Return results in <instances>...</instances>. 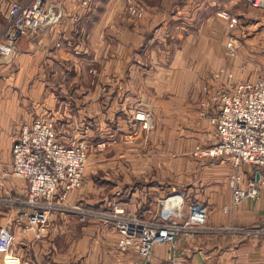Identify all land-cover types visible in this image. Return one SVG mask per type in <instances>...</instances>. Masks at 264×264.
<instances>
[{
	"label": "crops",
	"instance_id": "0c3cea01",
	"mask_svg": "<svg viewBox=\"0 0 264 264\" xmlns=\"http://www.w3.org/2000/svg\"><path fill=\"white\" fill-rule=\"evenodd\" d=\"M10 1L0 0V26ZM53 1L63 12L61 20L20 36L15 55L0 57V146L36 119L52 124L64 145L84 139L95 144L114 136L119 141L105 152L97 150L99 157L108 156V164L87 165L82 185L69 192L70 201L157 218L162 197L177 192L183 198L178 220L186 217L190 203L198 202L207 209L208 225L264 224V188L259 199H243L224 211L232 198L231 174L238 170L257 178V166L236 168L226 156H211L200 165L190 159L185 167L181 154L198 143L214 142L215 127L200 114L201 101L219 64L232 71L224 59L230 35L241 39V47L262 36L256 12L262 9L248 0ZM129 5L142 15L130 14ZM248 72L245 78H256L255 71ZM140 107L152 110L155 127L125 144L133 132L131 114ZM11 148L5 158L0 150L7 172ZM4 190L22 197L27 182L9 175ZM2 211L0 223L10 224L14 243L8 255L0 253V264L143 261L135 251L117 247V231L108 223L55 215L37 237L26 227L23 209L8 208V218ZM170 258L177 264H264V237L179 235L156 245L144 262L161 264Z\"/></svg>",
	"mask_w": 264,
	"mask_h": 264
},
{
	"label": "built area",
	"instance_id": "2783aa9c",
	"mask_svg": "<svg viewBox=\"0 0 264 264\" xmlns=\"http://www.w3.org/2000/svg\"><path fill=\"white\" fill-rule=\"evenodd\" d=\"M258 9H264V0H248ZM87 3V0H84ZM130 14L140 17L142 11L129 5ZM63 12L53 0H11L6 21L0 26V57L10 58L16 53L20 36L36 32L41 27L61 20ZM228 17L227 12H219ZM235 24V19L231 25ZM242 41L233 34L226 42L227 54L234 56ZM256 78L235 79L232 71L221 66L212 72L213 82L207 96L201 101V115L207 116L215 127V140L210 145L196 144L193 154L206 159L211 156H226L238 168L243 163L259 168L258 177L251 178L240 171L231 174L229 184L232 198L224 211L236 207L246 198L257 200L264 188V66L255 62ZM94 72L93 70H90ZM134 118L144 130L154 125L150 111L138 109ZM116 142V138H112ZM64 145L56 136L52 124L36 119L31 125H23L19 137L11 148L10 173L25 179L27 191L19 197L0 193V208L23 209L27 215L26 227L40 237L55 215L74 214L81 221L96 219L112 225L117 231V247L121 251H135L139 259L135 264H145L158 244L173 242L179 235L196 236L200 233L230 234L239 237L264 236V224L227 223L218 226L207 224L208 213L204 205L192 202L183 220L176 216L183 210L180 194L170 193L161 199L158 217H144L113 206L101 209L69 200L70 190L82 185L89 158V142ZM127 139L126 142H131ZM106 140L97 142L99 148ZM4 177L0 175V185ZM14 243L9 223H0V253L8 255ZM29 263L28 259L24 260ZM35 264H50L47 259H38ZM119 264H127L122 261ZM161 264H177L170 258Z\"/></svg>",
	"mask_w": 264,
	"mask_h": 264
},
{
	"label": "rangeland",
	"instance_id": "374dc122",
	"mask_svg": "<svg viewBox=\"0 0 264 264\" xmlns=\"http://www.w3.org/2000/svg\"><path fill=\"white\" fill-rule=\"evenodd\" d=\"M256 12L260 16L261 30H262L261 31L262 32V36L260 37L258 42L247 41L246 40L247 42H245L244 45L241 48L238 49V52L234 56H229L227 54V48L225 47V51H224L225 58L224 59H225L226 62L227 61L229 62L228 66H230L232 68L234 76H236L237 78L238 77L239 78H242V77L245 78L247 76H250L251 72L249 73L248 71L250 69L253 72L255 71L254 68H253L254 63L255 62H260V60L264 61V10L263 9L262 10H257ZM225 52H226V54H225ZM260 63H264V62H260ZM222 65H223V63H222ZM220 66H221V64H219L217 67H220ZM138 109L147 110V111H150L153 114L152 110H150V109L143 108V107L135 108V110L131 114V119H132V122H133L131 128L133 129V132L131 133L132 135L129 137V139H132V141L131 142H126V140L128 138H124L123 142L125 144H128V143L133 144L135 142V138H137L136 136L139 134L140 131H143V132L146 131L147 132V131H150L152 128L155 127V121H154L153 127L151 129H149V130H144V129H142L140 127L139 122L136 121L135 118H134L135 112ZM200 111H201V106H200ZM200 114H201V112H200ZM153 117H154V114H153ZM140 135H142V133ZM140 137H142V136H140ZM112 138H114V136H112V137H110L108 139H105L107 143H106V146L104 148H99L97 146L96 142H95V144H91L90 141H89V158H88L86 166L87 165L89 166L92 162H93V164H98V163L108 164V156H102V158L99 157L97 150L105 152L107 149H109V147L112 146V144H115L117 141H119L118 139H116V142H115ZM13 142L14 141H12V140H7V141H3L1 143L0 150H1V153L3 154V158H5V155L7 157L9 156V150H10ZM193 148L190 150V153H188V154L187 153L184 154L183 151L181 153L182 154V160L185 161V163H184L185 167H188V163H189L190 159L194 161L193 164H197V165L204 164V163H206L208 161L209 157L206 158V159H200V158L196 157L193 154ZM182 149H183V142H182ZM184 156H186V157H184ZM190 156H191V158H189ZM170 157L172 158V155ZM7 170L8 169H6V167H4L3 163L0 162V175L2 174L3 177H4L3 185H0V193L1 192L4 193L3 191H5L4 190L5 189V184L8 183V177H9V175H11V173L7 172ZM11 176L16 178V176H13V175H11ZM12 195H14V194H12ZM162 198H164V197H162ZM1 208L3 210L2 211L3 214L1 216H4L5 218H8L9 217V212L7 211L8 207L2 206ZM260 237H264V236H260Z\"/></svg>",
	"mask_w": 264,
	"mask_h": 264
},
{
	"label": "bare ground",
	"instance_id": "6f19581e",
	"mask_svg": "<svg viewBox=\"0 0 264 264\" xmlns=\"http://www.w3.org/2000/svg\"><path fill=\"white\" fill-rule=\"evenodd\" d=\"M8 264H13V262H12V261H10V260H8Z\"/></svg>",
	"mask_w": 264,
	"mask_h": 264
}]
</instances>
